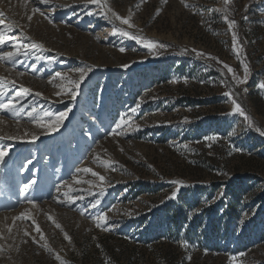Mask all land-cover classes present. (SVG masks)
Instances as JSON below:
<instances>
[{"label":"rangeland","instance_id":"374dc122","mask_svg":"<svg viewBox=\"0 0 264 264\" xmlns=\"http://www.w3.org/2000/svg\"><path fill=\"white\" fill-rule=\"evenodd\" d=\"M106 3L0 0V19L15 22V39L0 51L17 41L46 49L0 62V78L16 82L0 102L31 90L14 112H0V147L9 150L0 165V264H60L57 255L65 264H264V135L232 113L224 93L237 99L221 76L192 58L220 69L264 130V0ZM118 29L165 47L149 49ZM245 64L246 83L237 85L232 77L244 79ZM86 67L76 100L56 95L54 85L67 86L57 72L78 80ZM67 108L47 135L29 116ZM121 116L129 122L117 129ZM32 134H40L34 143ZM172 181L184 186L169 199ZM68 184L79 191L64 197ZM101 213L107 230L96 227Z\"/></svg>","mask_w":264,"mask_h":264},{"label":"snow or ice","instance_id":"6c2138e0","mask_svg":"<svg viewBox=\"0 0 264 264\" xmlns=\"http://www.w3.org/2000/svg\"><path fill=\"white\" fill-rule=\"evenodd\" d=\"M48 0H40V3H47ZM91 3H100V0H90ZM230 3V0H224V4L225 6H227ZM103 7H107V3L105 0V3L102 5ZM33 12L38 11L37 8H33L32 9ZM109 11L112 12V16L115 17V19L117 21L120 22V24L122 25H127L128 28H133L134 25L130 22L131 21V17L128 18H123L121 17L118 13H116L115 11H112L111 9H109ZM43 15V13H41ZM31 16H28V19L31 20ZM46 19H48L47 16H45ZM225 21L228 23L229 28H233L235 26V21H229L228 17L225 16L224 17ZM52 21L49 19V23H51ZM15 22H10L6 24L5 19H0V47L4 46L6 43H8L9 41H12L15 39V37L11 36L9 33L13 30V25ZM119 31V34L122 36L127 37L130 40H136L137 43H142L145 47L152 49L155 48L157 46L159 47H165L164 45L160 44L157 45L156 42L147 40V39H142L141 37L134 35L132 33H129L127 31H123V30H117ZM113 34H116L115 32ZM237 40L236 34L233 32V41L235 43V41ZM11 49L9 51H0V62H5V63H12L14 62L17 57H19L20 55H24L27 56L28 52L31 50H46L44 49V45L41 43H37V42H32L30 44H21L19 41H17L16 43L11 45ZM121 52H124L125 49L121 48L120 49ZM198 56L203 55V53H196ZM123 67L127 68L128 65H124ZM225 68H227L228 72L231 73L233 70L231 67H229L228 65H224ZM79 72V79L78 80H73V79H69L68 77L64 76L63 74L57 72L56 76L53 78L55 79L56 77H58L61 81H64L65 84L67 86H64V84L61 85H54V87H59L60 91H58L56 93L57 96H61L63 95H68L70 97L71 100H76L77 95L79 94V89H80V85L81 83L85 80V78L87 77L88 73L92 71V68L90 67H86V68H81L77 70ZM248 66L245 64L244 65V79H240L237 76L233 75L232 79L235 81V83L238 84H242V83H246L247 80V76H248ZM15 81H8L4 78H0V97H4L7 95V93L3 90L4 87H6L8 84H12L15 85ZM49 83H52V81H49ZM258 87L264 89V81L260 82V84L258 85ZM30 89L24 88L23 92H17L13 97L9 98L6 102H0V112L3 111H7V112H14L16 110V102L19 100V98L24 94V93H28L30 92ZM35 95L40 96L42 95L41 93L37 92ZM224 95L226 97H229L231 100V103L233 105V109H232V113H238L239 116L243 117L244 121H247V124L249 127L252 126V120L250 118V116H248L245 112V110L243 109V107L235 100L231 98V93L230 92H225ZM139 107V105H137V108ZM137 108H133L131 109L132 112H136ZM33 111H35V109H33ZM72 111L71 108H67L66 111H62L59 113H53L51 111H46L44 112L43 116L40 117H32V114L29 113L30 118H32L36 124L37 128L43 129V132L40 134L43 135H47L49 133L52 132H56L60 129V127L63 125L65 119L68 117V114ZM48 118L47 120H45V118ZM128 119L125 116H121L120 117V122L116 124V128L119 129L121 128V125L128 123ZM259 131V129H258ZM40 134H32L31 135V142L34 143L36 140L39 139V135ZM261 135H264V131L260 132ZM29 133H25V136H28ZM208 140L211 141H215L217 139V137L215 136H209L207 137ZM9 154V150L7 147H0V165H3L5 162V157ZM95 159L99 160V157H96ZM28 163H31V161H28ZM100 166L102 167H109L110 165L105 164L102 160L100 161ZM78 172H83V173H90L93 177H99L100 181H104L105 177L102 175H99L97 172L92 171L89 168H82V169H77ZM74 183L79 184L81 183V181L79 179L75 180ZM91 183V182H89ZM173 184H176L178 187L176 189V191H174L172 193V195L169 197V199H174L177 195V192L179 191V188L183 185L182 181H172ZM35 184V181L33 180L31 183H27L23 186V188L21 189L22 192L27 193L32 186ZM68 192L64 193V197H68L69 193L74 192V191H79L78 189L73 188L72 184H68ZM91 194V193H89ZM103 193H101L102 195ZM220 195H223V193H221ZM79 199H83V196L78 197ZM57 199V202L59 203H63L64 201L61 200L60 198H54ZM72 202L74 203L75 200L73 199ZM99 203V201L97 200L95 203H93L91 206L93 208H95L97 206V204ZM83 214V213H81ZM24 218L22 217H18V219ZM94 219L97 221L96 223V227L100 228L101 230H107L104 225L107 223V215L104 213H101L100 215L94 217ZM49 220H52V217L49 216ZM57 228H61V225H59L58 223L56 224ZM38 232L40 231L39 227L37 226L36 229ZM11 231V229H9V232ZM25 235L27 236L28 233L25 232ZM3 237H0V239H2ZM42 240L44 239V236L41 234L40 237ZM64 238L65 240H68L69 242H71V238L67 235V233L64 234ZM26 242V241H25ZM33 242H36L35 240H33ZM182 246H185L182 244ZM44 248L51 252L52 249H50L48 247V245L45 243L44 244ZM239 255L244 256L245 253H240ZM56 259L58 261H60V264H65V261L61 260L59 255L56 256ZM190 259V257H189ZM232 260H235L236 257H231Z\"/></svg>","mask_w":264,"mask_h":264},{"label":"water","instance_id":"95a60500","mask_svg":"<svg viewBox=\"0 0 264 264\" xmlns=\"http://www.w3.org/2000/svg\"><path fill=\"white\" fill-rule=\"evenodd\" d=\"M102 3L104 4L105 1L101 0ZM106 8V7H105ZM120 26V25H119ZM121 28H123L122 26H120ZM124 29V28H123ZM192 58L197 61V62H201V63H205L206 65H209L210 67H212L220 76L221 78L232 88L233 90V95L234 97L237 99L238 103L243 107V109L245 110V112L250 116L251 119H253L258 125L261 131H264L261 128L260 123L253 117V115L251 114L250 109L248 108L247 105H245V103L243 102L242 98H241V93L239 92V90L236 88V86L234 85V83L228 78L226 77L223 72L220 69H215L214 66L212 64H210L209 62H205L203 59L197 57V56H193Z\"/></svg>","mask_w":264,"mask_h":264},{"label":"trees","instance_id":"16d2710c","mask_svg":"<svg viewBox=\"0 0 264 264\" xmlns=\"http://www.w3.org/2000/svg\"><path fill=\"white\" fill-rule=\"evenodd\" d=\"M171 264H175V263H171Z\"/></svg>","mask_w":264,"mask_h":264}]
</instances>
